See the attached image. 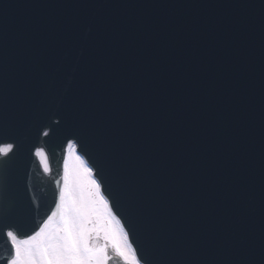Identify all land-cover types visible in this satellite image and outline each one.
Masks as SVG:
<instances>
[{"label": "water", "instance_id": "1", "mask_svg": "<svg viewBox=\"0 0 264 264\" xmlns=\"http://www.w3.org/2000/svg\"><path fill=\"white\" fill-rule=\"evenodd\" d=\"M4 4L15 5L5 23L24 51L0 121L26 128L43 115L51 135L66 112L133 248L181 243L212 254L258 234L262 33L260 9L245 5L259 0ZM72 141L41 134L47 173L22 146L8 193L23 215L20 237L55 211ZM9 249L0 236V264Z\"/></svg>", "mask_w": 264, "mask_h": 264}, {"label": "snow or ice", "instance_id": "2", "mask_svg": "<svg viewBox=\"0 0 264 264\" xmlns=\"http://www.w3.org/2000/svg\"><path fill=\"white\" fill-rule=\"evenodd\" d=\"M14 6L0 7V105L7 102L10 83L19 75L24 51V45L10 36L5 23L7 10ZM245 6L260 9L262 33L258 234H251L247 242L239 245L225 240L212 254L207 250L190 251L181 243L138 252L105 198L102 170L91 156L86 160L77 154V145H83L84 138L67 113L62 112L58 113L60 123L52 126L51 135L43 131L48 126L43 115L26 128L0 121V236L10 241L9 258L3 264H109L112 253L121 257L124 264H264V0ZM82 22L88 23V18L84 17ZM41 134L48 140L64 136L73 141L67 143L68 159L63 164V176L57 181L59 201L56 203L54 193L55 211L43 220L39 231L21 239L23 215L14 211L15 202L8 193L14 191L15 169L24 144L29 145V155L39 158L43 171H50L48 155L38 144Z\"/></svg>", "mask_w": 264, "mask_h": 264}, {"label": "rangeland", "instance_id": "3", "mask_svg": "<svg viewBox=\"0 0 264 264\" xmlns=\"http://www.w3.org/2000/svg\"><path fill=\"white\" fill-rule=\"evenodd\" d=\"M76 151H77V150H76ZM77 154L79 155V153H78V152H77ZM120 226H121V224H120ZM112 227H113V228H115V227H116V225H115V224H113V225H112ZM121 227H122V226H121Z\"/></svg>", "mask_w": 264, "mask_h": 264}, {"label": "flooded vegetation", "instance_id": "4", "mask_svg": "<svg viewBox=\"0 0 264 264\" xmlns=\"http://www.w3.org/2000/svg\"><path fill=\"white\" fill-rule=\"evenodd\" d=\"M34 234H35V233H34ZM34 234H33V235H34ZM19 238H20V237H19ZM26 238H27V237H26ZM21 239H23V238H21Z\"/></svg>", "mask_w": 264, "mask_h": 264}]
</instances>
